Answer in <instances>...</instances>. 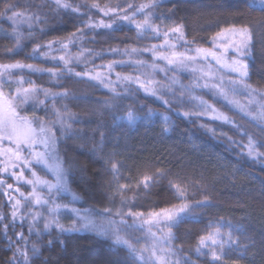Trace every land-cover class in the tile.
I'll use <instances>...</instances> for the list:
<instances>
[{
	"label": "trees",
	"instance_id": "1",
	"mask_svg": "<svg viewBox=\"0 0 264 264\" xmlns=\"http://www.w3.org/2000/svg\"><path fill=\"white\" fill-rule=\"evenodd\" d=\"M250 1L158 0V7L148 11L154 14V18L162 16L165 26L182 24L185 37L187 41L193 42L189 43L192 46L210 47L217 32L231 25L247 23L253 29L250 56L246 57L249 83L264 89V29L257 27L264 21V6L254 5ZM70 2L80 5L81 13L86 15L57 11L51 0H0V13L11 4L18 12L38 13L41 17V22L33 25L32 36L28 35L26 26H21L24 38L20 42L22 48L17 49L11 35L12 24L7 19L12 13L0 15V29H3L0 31V63L21 61L62 73L61 77L53 78L48 73L29 74L25 71L23 75L27 78L30 75L37 86L54 93L67 90L71 95L68 99L57 98L53 102L51 99L45 100L41 94L39 99L45 100L44 106L37 104L33 107V103L29 102L21 107V111L32 118L42 117L51 125L56 120L53 108L64 113V105H67V112L80 121H69L72 132L68 134L62 135L58 124L53 127L58 138L57 150L68 172L69 186L80 202L93 209L100 220H106L103 215L105 208H121L122 197L131 201L132 210L150 212L179 205L182 201L170 188L169 182L180 183L189 188L187 202L191 205L202 201L204 195L210 198L211 203L206 207H191L187 217L178 226L172 227L175 237L172 245L180 247L182 251L170 257L171 260L179 259L183 264V257H190L195 264H211L209 256L196 254L198 240L218 222L230 221L232 225L242 226L244 233L236 232L233 238L248 245V249L243 256L235 250L228 252L220 264H264V163L242 155L238 146L241 141L247 143L246 132L264 144V128L256 127L244 114L190 83H174L172 91L163 92L168 104L147 95L135 84L116 83L117 77L113 72L109 73L106 65L118 62L121 56L111 52V49L141 50L148 45L149 39L139 36L135 27L126 23L114 32L103 29L87 31L80 22L87 19L88 15L93 20L107 21L110 18L95 9L89 12L85 5L99 3L101 7L107 5L113 8L119 5L121 9L131 12L132 9L127 8L128 3L135 6L151 3V0ZM154 22L161 23V20L154 19ZM78 25L84 36L69 46L75 50L81 45L85 55L81 62L70 63L68 67L74 72L87 71L108 77L114 82L115 93L87 76L81 79L65 72L63 63L52 57H29L37 44L41 45L40 50L43 52L47 50L44 46L50 41H66L72 33L79 35ZM53 46L58 44L53 43ZM7 49L13 51L8 52ZM138 55H142L141 51ZM131 67V64L117 63L113 68L125 73ZM180 79H186V75H181ZM188 87H193L192 95L202 97L229 116L233 123L213 120L209 114L183 116V112L198 111L195 102L186 94L185 89ZM110 99H117V102L108 106ZM44 108H47V113ZM146 109L168 113L169 130L165 131L164 121L157 116H149ZM129 110L140 115L131 125L117 119ZM100 132L105 137L102 150L99 148ZM229 137L237 144L230 143ZM259 150L264 152V147ZM112 163H116L119 169L120 175L116 179L110 170ZM158 169L166 175L148 189L138 186L139 178L144 174L152 175ZM2 176L0 174V178ZM4 177L12 181L11 177ZM117 181L127 186L123 192L118 191ZM199 185L204 186L203 190ZM0 211L10 217V205L2 192ZM60 219L65 227L74 220L68 211L61 212ZM4 223H9V220L6 219ZM117 226L121 227L122 236L139 247L143 233L141 229H124L119 221ZM17 227L22 228L25 236L26 228L19 224ZM15 231L17 233L18 229ZM8 235L19 246L11 227ZM33 236L29 240L32 238L31 242H36L40 251L32 257L31 264H134V258L129 256L124 245H117L111 236L100 235L94 230L60 233L53 227L47 232H40L39 236ZM13 251L0 234V264H7ZM29 255L32 256L31 252Z\"/></svg>",
	"mask_w": 264,
	"mask_h": 264
},
{
	"label": "snow or ice",
	"instance_id": "2",
	"mask_svg": "<svg viewBox=\"0 0 264 264\" xmlns=\"http://www.w3.org/2000/svg\"><path fill=\"white\" fill-rule=\"evenodd\" d=\"M55 5L56 10L71 12L76 15H86L81 13L80 5H74L70 0H51ZM260 5H264V0H258ZM251 6V3L249 4ZM88 11L91 12L93 9L102 13L104 17H109V20L99 19L93 20L90 15L80 23L84 29L89 32H95L96 30L103 29L105 31H118L121 24L133 25L139 36H142L145 32L153 34V38L161 39V44H152L145 47L142 51L151 53L153 64L149 65L143 60L135 61V65L138 68H151L153 72L160 71L167 75L169 70H182L190 71L193 74H199L196 78L193 87H204L211 89L214 94L218 97H222L235 107L239 108L241 112H246L248 115H252L248 112V107L257 104L258 116L261 122L264 123V103L260 100H264V89L254 87L249 83V64L247 63L246 57L250 56V44L253 36V29L247 23L237 25H231L228 28L222 29L217 32L212 38V48L195 47L187 48L183 52L177 51V44L170 41V37L174 36L176 40L182 41L184 45H187V41L182 24H176L173 27L163 25V17L155 16L148 9H154L158 7V0H151V3H141L133 6L128 3L127 8L132 9L128 12L127 9H121L119 5L115 8L108 7L105 5L101 7L99 3H92L85 5ZM11 12V16H7V13ZM143 16V20H137V15ZM0 15L7 16V19L12 24L11 35L16 41L15 47L17 49L22 48L21 40L24 38V32L20 30L21 26L28 28V35H33V25L41 22V17L38 13L25 14L15 10L14 5H7L4 12ZM154 19L161 20V24H156ZM115 25V27H114ZM163 26V31L161 27ZM258 28L264 29V21H261ZM3 31V29H0ZM41 31H43L41 29ZM79 35L72 33L67 40L50 41L44 47L47 51L41 52V45L37 44L32 48L29 57L32 59L37 58H48L51 56V52L54 51L53 43H58L59 49L65 53L69 52V45L75 44L77 40H80L84 36V32L78 25ZM8 52L13 51L7 49ZM85 50H82V53ZM119 49H111L113 53H119ZM141 50L131 49L124 50V55H130L131 53H138ZM194 53L190 55L189 53ZM53 60L63 63L64 71L71 74L74 77L87 76L89 79L96 80L100 84L109 88L110 91L115 93V87L113 81L108 77H102L99 73L93 75L90 72H74L72 68L68 67L72 63V57L69 55H61L59 57H52ZM77 61L80 60V56L75 57ZM160 60L165 62V66L161 67L155 64V61ZM122 62H113L106 65L109 73L114 67V64ZM25 71L29 74L35 73H48L51 77H61L62 73L54 71L53 69H44L37 67L33 64H26L21 61L14 63L0 64V174H4L6 177L13 178L14 182L24 185L31 186V192L26 196L24 192L20 191L17 186L7 183L6 179L0 178V192L7 197V202L10 205L11 212L10 217H6L5 214L0 211V234L3 235L4 239L8 241L9 247L13 248V255L9 258L7 264H31L32 257L39 254V247L36 242H30L25 238L23 232L16 233L15 229L19 224L23 227L25 221L28 224L29 234L35 233L37 236L40 235L41 231L47 232L53 227L59 230L60 233L81 231V230H94L100 235L111 236L114 243L117 245H124L128 249L129 256L134 258L135 262L139 264H181L179 259L171 260L170 257L176 256L177 253L181 252L182 249L178 246H173L172 241L175 239L172 233V227L178 226L188 215L191 207H206L209 206L211 201L207 195H204L202 201H197L195 204L190 205L187 203L189 188L182 186L180 183L170 181V188L174 189L175 195L178 199L183 201L175 211L167 209H161L160 212H150L145 215L143 212L133 211L131 201L121 198V208L116 209L113 212L111 208H105L103 211L107 213L108 219L106 223H98L90 217L81 216L79 217L81 223L77 226L76 222L65 227L59 220L56 210L60 207L67 208L68 205L64 204H53L50 212L51 218H42L41 214L36 211H32L31 208L34 206L44 207L51 203L50 199H45L37 188H46L50 194L53 190H68L67 185V170L63 167V162L59 159L57 153L58 138L55 132L52 130L55 125H59V130L63 134L72 132V124L69 121L79 123L80 121L75 120L73 114L67 112V105H64L65 112L61 113L59 109L53 108V114L56 117L55 121L51 122V125L47 123L42 117L29 118L28 116L21 115L17 111L22 105L28 104L29 102L35 105L44 106L45 100L51 99L53 102L59 98L61 100L68 99L70 93L65 90L63 92L54 93L49 89L39 87L34 81L29 78H25L23 73ZM13 73L19 75L15 80L12 79ZM201 81L203 83H201ZM27 83L29 87H24ZM116 83H127V84H138L145 92L152 95L156 94V89L150 87V85L156 83L155 81L148 79L141 81L139 77L133 76H121L117 74ZM171 83H178L175 77L172 78ZM6 85H15L14 95H7L3 91ZM184 87L183 85L181 86ZM193 87L185 89L186 94L189 98L195 102V107L198 109L196 112H183L181 113L185 117L192 115L203 116L211 114L213 120H220L228 124H232V119L220 112L213 105L209 104L202 97L192 95ZM43 95L45 100L39 99L40 95ZM244 94L247 97V103L241 104L237 99V96ZM257 97L260 100H257ZM168 104V101H164ZM47 113V108H44ZM149 116L153 113L149 111ZM257 117H253L256 119ZM117 119H126L128 123L134 124L139 116L132 110L127 111L126 116L117 117ZM164 130L168 131V125L170 124L169 117L163 116ZM264 131V129H262ZM247 136V143L243 141L239 142L238 146L241 149V154L246 155L252 160L259 159L261 163H264V152L259 150L260 147H264L257 139L250 133H245ZM104 133L100 132L99 148L103 149ZM232 144H237V141L228 138ZM7 143L9 146L4 147ZM34 166H43L49 169L55 176V183L48 181L37 175L36 171L33 170ZM18 169L19 171H16ZM110 170L113 173V178L116 179L120 173L116 163L111 164ZM28 171L31 175V179L26 178L24 173ZM166 173L161 170H157L152 175L144 174L138 180V186L142 185L144 189H148L153 186L160 177L165 176ZM127 186L120 185L117 181V189L123 192ZM201 190L204 186L199 185ZM19 194L20 198H16L12 195V191ZM74 199L77 197L73 196ZM21 200H24L29 207L27 213L21 211L24 207ZM72 212H76L77 216L79 213L76 209H72ZM120 217L119 225H122L124 229H144L148 236L152 238L150 246L144 248H137L128 239L120 234L121 227L117 226V221L112 219V216ZM30 217V219H29ZM125 217H129L132 223L129 224ZM8 219L9 223H4ZM43 219L42 229L37 227V224ZM163 225V227H161ZM11 227L13 233L16 235L19 241V246L13 243L11 237L8 235L9 228ZM152 227L158 228L161 235L157 236L156 233L152 232ZM214 231L201 236L198 240L195 252L197 254H204V250H207V255L211 257V264H220L222 259L227 255L228 252L235 250L240 253L241 256L247 252L248 245L240 243L234 239V233H244L242 226L232 225L230 221H221L220 224L213 225ZM221 227H227V232H221ZM167 228V231H164ZM246 239H250L246 237ZM51 241H49V244ZM167 244V247L163 245ZM227 246V250H226ZM31 252L32 256L29 255ZM160 253V255H157ZM19 258V259H18ZM183 264H195L190 257H183Z\"/></svg>",
	"mask_w": 264,
	"mask_h": 264
},
{
	"label": "rangeland",
	"instance_id": "3",
	"mask_svg": "<svg viewBox=\"0 0 264 264\" xmlns=\"http://www.w3.org/2000/svg\"><path fill=\"white\" fill-rule=\"evenodd\" d=\"M250 2L252 4H254V5L264 6V5H260L258 3V0H251ZM136 19L142 21L143 20V16L139 14V16L136 17ZM155 23L156 24H161L159 22L158 23L155 22ZM171 27H173V26H171ZM161 31H163V26L161 27ZM143 36H145V37H147L149 39L148 40V45H145V46H143L141 48V53H142L143 56L142 55H138V53H131L130 55H124L123 53H124V50L125 49H122V50L119 51V55L121 56V58H120V60L118 62H122V63H126V64H131L132 67L130 68V71L129 72H125V73L118 72L116 69L113 68L111 70V72H113L116 77H117V74H120L121 76H129L130 75V76H133V77H139V79L141 81H146L148 79H151V80L155 81L156 83L150 85V87H153V88L156 89V94L155 95H152V94H150L148 92H145L142 88L139 87L138 84H135V85H137L147 95H150L152 97H155L157 99H160L163 102L167 99L166 95H165V97L163 96V92L166 93V92H170V91L173 90L172 89L173 88L172 85L174 83H171V80H172L173 77H175V79L178 81L177 84H180V83H183V82H185V84L190 83V85H192V84L194 85L195 84L196 78L199 75L198 73L197 74H193L190 71L169 70L167 72V75H165L164 73H162V72H160L158 70L155 71V72H153L151 68H138V67H136V65H135L134 62L137 61V60H143V61H145L149 65L153 64L152 54L151 53H147V52H143L142 50L145 47H148V46H150L152 44H161L163 42L162 38L161 39H155V38H153V34L150 33V32H145L143 34ZM170 41L176 43L177 44V51H181V52H183L185 50V47H187V48L202 47V46H192L190 44L184 45L182 41L176 40L174 36L170 37ZM212 47H213V44L211 42V46L210 47H204V48H212ZM53 49H55V50L51 52V56L50 57H59L61 55H64V56H66V58H68V56L70 55L73 58L72 59V63L81 62L82 61V57L85 55V51H83V53H82V50L83 49L81 48V45H79L78 48L75 49V50L72 49L69 46V52L68 53H65L64 51H61L59 49V45L58 46H53ZM127 50H131V49H127ZM249 51H251V44H250ZM189 54L192 55L194 53H191L190 52ZM77 56H80V60L79 61H77L75 59V57H77ZM12 63H14V62H12ZM3 64H6V63H3ZM155 64H157V65H159L161 67H164L165 66V62L164 61H160V60L155 61ZM18 75L19 74L13 73L12 79L15 80ZM181 75H186V79H184V80L180 79V76ZM25 78L27 79L26 76H25ZM201 83H203V82L201 81ZM14 87H15V85H6L3 88V91L5 92L6 96L7 95H14ZM24 87H29V85L27 83H25L24 84ZM197 88L203 89L206 92H209L214 99L222 100L225 103H227L228 105H230L231 107H233L234 109H236L237 111H239L240 113L244 114V116H246L248 119H250L256 125V127H258V128H264V123L261 122V119L258 116V106H257V104H253V105H251V106L248 107V112H251L252 113V115L250 116L246 112H241L239 108H237L234 105L230 104L228 102V100H225L222 97L216 96L211 89L204 88V87H197ZM237 99L240 101L241 104H246L247 103V97L244 94L238 95L237 96ZM257 100H260V98L257 97ZM116 102H117V99L116 100L110 99V101L108 103V106H111V105H113ZM260 102L261 103H264V100H260ZM21 107L18 108L17 111L20 112L21 115L28 116L31 119L32 117L30 115L24 114L21 111ZM146 110L148 111V113H149V111H151L153 113V115H152L153 117L154 116H157L162 121H163V116L164 115H167L169 117V121H170V115L168 113H164V112H160V111H156V110H149V109H146ZM209 115L211 116V114H209ZM124 116H126V114L121 115L120 117H124ZM138 116L140 118V115H138ZM253 117H257V118L256 119H253ZM121 120L128 122L126 119H121ZM211 128H213V127H211ZM3 146L4 147H7L9 145L7 143H5ZM57 153H58L59 159L63 162V159H62L61 155L59 154L58 150H57ZM0 159H2V158H0ZM63 167L66 169L64 163H63ZM15 170L16 171H19L18 169H15ZM33 170L36 171V173H37L38 176H40V177H42V178H44V179H46L48 181H51L52 183H55V176H54V174L49 169H47V168H45L43 166H34ZM2 175H3L2 177L4 179H6L4 177V174H2ZM24 175H25L26 178L31 179V175H30V173L28 171H25ZM11 179H12V181H7L6 180L7 183L13 184L14 185V188L18 186L20 188V191L21 192H24L26 196L31 192V186L24 185V184L17 185L14 182L13 178H11ZM67 185H68V190H66V191H64V190L57 191V190L54 189L52 194H50L49 191L46 188H40V187H38L37 188V191L40 192V194L45 199H50L51 203H49L48 205H46L44 207L34 206V207L31 208V210L32 211L39 212L41 214L42 218H51L50 217V212L48 211V209H51L52 206H53V204H61V205L66 204V205H68L67 208L60 207V208H58L56 210V214L58 215L60 222H61L60 214H61V212H65V211H68V212H70L72 214L73 219H74L73 221L76 222L77 226H79V224L81 223V220L79 218L81 216L90 217L93 220H95L96 222L101 223V224L107 222V219H108L107 213H104L103 214L104 215V218L106 220H104L103 218H101V220H100V216L98 218V216H96V214H95V212H94L93 209H91L90 207H87L86 205H83L80 202V199L77 196V194L69 186L68 175H67ZM74 194L77 197L76 199L73 198ZM12 195L15 196L16 198H20L19 197V194L16 193L14 190L12 191ZM21 203H22V205H24V207L21 209V211L26 214L27 213V210L29 209L30 206H28L24 200H21ZM181 203H183V201ZM187 203H189V202H187ZM189 204L191 205V203H189ZM179 205L172 206V207H167V208H162V209H167V210H170V211H175L176 208ZM72 209H76L77 212L79 213V216H77L76 212H72L71 211ZM160 211H161V209L155 210V212H160ZM10 212H11V208H10ZM113 212H115V210H113ZM137 212H142V211H137ZM150 212H153V211H150ZM150 212H143V213H145V215L147 216V214L150 213ZM29 219H30V217H29ZM112 219H114V220H116L118 222L120 220V217H117V216H114L113 215L112 216ZM125 219L127 220V222L129 224L132 223L131 218L125 217ZM73 221H72V223H73ZM219 224H220V222H218V224H216V225L218 226ZM42 225H43V219H41V221L37 224V227L42 229ZM23 226L27 230V233L25 234V238H27L29 240V237L30 236H33L35 234L34 233L31 234V235L29 234L27 221H25V223H24ZM146 227L147 226H145L144 229H141L142 232H143L142 233V240L140 242L139 247H137V248H144V247L150 246V244L152 242V238L150 236H148V234H147ZM161 227H163V225H161ZM16 228L18 229L17 233L23 232L22 231V228H18V227H16ZM151 230H152V232L156 233L157 236H160L161 235V233L158 230V228L152 227ZM214 230L215 229L213 227V228L210 229L209 232H212ZM220 230H221V232H227L229 229L227 227H221ZM81 231H83V230H81ZM164 231L166 232L167 231V228H164ZM41 232H43V231H41ZM32 238H34V236ZM32 238H30V240H29L30 242L33 240ZM163 246L164 247H167V244H164ZM226 250H227V246H226ZM157 255H160V253H157ZM198 255H200V256L207 255V250H204V254H198ZM207 256H209V255H207Z\"/></svg>",
	"mask_w": 264,
	"mask_h": 264
}]
</instances>
